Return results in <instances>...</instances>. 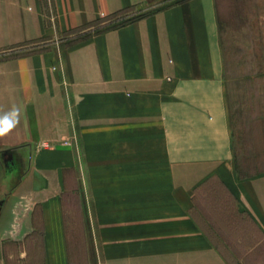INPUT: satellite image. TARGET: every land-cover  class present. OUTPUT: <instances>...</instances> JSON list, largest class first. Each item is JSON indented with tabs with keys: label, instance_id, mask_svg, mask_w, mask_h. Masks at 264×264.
I'll return each instance as SVG.
<instances>
[{
	"label": "crops",
	"instance_id": "crops-1",
	"mask_svg": "<svg viewBox=\"0 0 264 264\" xmlns=\"http://www.w3.org/2000/svg\"><path fill=\"white\" fill-rule=\"evenodd\" d=\"M152 2L52 0L51 26L38 0H0V115L20 109L0 144L29 150L15 188L39 232L32 264H76L67 171L96 219L88 264H264V172H236L216 0L59 35ZM227 230L255 232H236L237 252Z\"/></svg>",
	"mask_w": 264,
	"mask_h": 264
},
{
	"label": "rangeland",
	"instance_id": "rangeland-1",
	"mask_svg": "<svg viewBox=\"0 0 264 264\" xmlns=\"http://www.w3.org/2000/svg\"><path fill=\"white\" fill-rule=\"evenodd\" d=\"M167 1L171 0H153L152 4H149V9L126 8L103 19L93 21L87 26H80L75 30L59 33V35L73 34L75 38H80L82 35L90 34L106 27L110 23L117 24L135 19ZM38 2L45 22L54 26L52 0H38ZM216 4L220 23L225 76L229 81L228 99L232 128L235 135L238 138H242L247 124L245 120L246 113L249 112L251 107L255 108V110H260L259 103L264 101V0H216ZM26 5L27 8L31 9L29 2H26ZM103 20L105 22L101 23ZM84 29H87V31H84ZM34 44H36L35 41L26 42L24 48L31 49ZM21 48H15L12 53L9 52V56L14 57L21 54ZM1 57L2 54L0 52V60ZM254 72H259L260 77L251 79V76L247 77V74ZM251 100L254 102L252 106L249 104ZM236 145L237 147L241 146L240 143ZM11 147L10 143L0 144V151ZM13 153L19 163L17 176L13 173L0 171V198L5 200L0 223L7 221L6 227L9 230V241L6 246L5 258L0 264H32L37 259V257L33 258V250L37 255L39 253V232L35 230L33 236L29 225H24L27 204L30 202L29 198H23L21 190L15 187L11 190L12 186L24 174V171L27 170L30 154L28 149L15 150ZM65 176L67 186L63 193V198L66 206V218L73 233L74 261L76 264H88V261L92 260L93 255H96L95 250L90 251L87 247V243L95 242L92 230H96V219L93 217L91 210H86V204L82 203V194L86 193L81 191L83 190L81 188V172L67 171ZM13 210L15 213H12ZM207 231L218 246L222 248V251L228 254V257H233V255L226 252L224 240L214 233L213 230ZM253 231L255 232V230L225 231L228 244L238 252L237 249L244 246V243L237 242L236 232L253 233ZM89 232L91 235H89ZM16 237L20 238L18 240L20 242L18 248L14 246L15 242H17L14 241ZM13 248L14 250H12ZM23 249H25V252ZM21 254H24V257H20Z\"/></svg>",
	"mask_w": 264,
	"mask_h": 264
},
{
	"label": "trees",
	"instance_id": "trees-1",
	"mask_svg": "<svg viewBox=\"0 0 264 264\" xmlns=\"http://www.w3.org/2000/svg\"><path fill=\"white\" fill-rule=\"evenodd\" d=\"M259 75V72H254L247 74V77L251 76L250 79L259 78ZM249 104L252 106L253 100ZM259 107L260 110L251 107L246 113L247 124L242 138H238L232 128L234 164L240 178L251 177L264 172V101L259 103ZM237 143H240L241 146L237 147Z\"/></svg>",
	"mask_w": 264,
	"mask_h": 264
},
{
	"label": "flooded vegetation",
	"instance_id": "flooded-vegetation-1",
	"mask_svg": "<svg viewBox=\"0 0 264 264\" xmlns=\"http://www.w3.org/2000/svg\"><path fill=\"white\" fill-rule=\"evenodd\" d=\"M15 149L13 148H8V149H3L0 151V171L1 172H8V173H13L15 176H17L18 171H19V163L16 161V158L14 157ZM16 186V183L14 186H12L11 190ZM5 204V200L0 198V222L2 218V207ZM12 213H15L14 210ZM8 219V218H7ZM6 223H0V263L3 262L5 258V253H6V246L9 241V230H7ZM11 232V231H10ZM15 242V248L19 247L20 242L18 241L20 238L16 237L14 238ZM23 241V240H22ZM14 250V248L12 249ZM14 252V251H13Z\"/></svg>",
	"mask_w": 264,
	"mask_h": 264
},
{
	"label": "clouds",
	"instance_id": "clouds-1",
	"mask_svg": "<svg viewBox=\"0 0 264 264\" xmlns=\"http://www.w3.org/2000/svg\"><path fill=\"white\" fill-rule=\"evenodd\" d=\"M19 111L18 107H13L10 111L0 115V134L7 133L17 124Z\"/></svg>",
	"mask_w": 264,
	"mask_h": 264
}]
</instances>
